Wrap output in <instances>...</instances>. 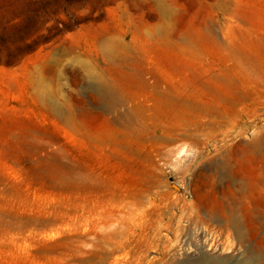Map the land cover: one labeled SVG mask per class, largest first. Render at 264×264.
<instances>
[{
    "label": "rangeland",
    "instance_id": "1",
    "mask_svg": "<svg viewBox=\"0 0 264 264\" xmlns=\"http://www.w3.org/2000/svg\"><path fill=\"white\" fill-rule=\"evenodd\" d=\"M257 36L264 0H0V264H74L81 247L100 264L254 254ZM221 70L236 96L209 79ZM97 77L115 110L96 104ZM209 212L247 214L253 238L243 248Z\"/></svg>",
    "mask_w": 264,
    "mask_h": 264
},
{
    "label": "bare ground",
    "instance_id": "2",
    "mask_svg": "<svg viewBox=\"0 0 264 264\" xmlns=\"http://www.w3.org/2000/svg\"><path fill=\"white\" fill-rule=\"evenodd\" d=\"M252 44L255 45L256 47L259 48V50L264 54V37L263 36H257L252 40ZM242 47V46H240ZM248 48H239L238 51L244 56V58H248L249 55L247 56L246 53H248ZM246 52V53H245ZM238 53V52H237ZM260 53V52H259ZM237 55V54H236ZM251 59V62L253 65H255L254 69L256 72L260 75H264V69L261 66H257L258 64L256 60L253 58L249 57ZM244 62H247L244 59ZM257 63V64H256ZM209 79L214 82V83H224L228 87H231V89L228 91L230 94L233 96H236L238 92L237 87L234 86L233 79L231 77V74L229 71H219L218 73H212L209 75ZM94 87H92V92L95 94V101L96 104L102 106L103 108L109 109L110 111L115 110L120 106V103L118 101H114V99L110 96L109 90L107 87L104 85L100 77H97L94 83ZM221 99H225V97H221ZM237 101H233L232 107H235ZM126 104H131L132 106V111L135 113V115L140 119V120H145L144 117V108L140 105H137L136 103H132L130 101H124ZM160 103L167 104L169 103L166 100L160 99ZM131 108V107H130ZM185 108V107H184ZM186 108H189V106H186ZM193 108L199 112L203 113H208L211 110V107L207 106H196L194 105ZM100 109V108H99ZM123 124L129 125L128 120L125 116H122ZM149 118V116H148ZM121 119H117V121L121 122ZM261 190V189H260ZM197 197V196H196ZM260 208L264 207V198H261L260 202L258 203ZM259 208V207H258ZM210 218L219 222V223H228L229 226L231 227L239 245L243 246V248L246 246V243H248L253 237H252V229H250L248 225V215L247 214H242L240 217H235L232 215H229L227 218H221L217 214L213 212H209ZM250 221V219H249ZM227 227V226H226ZM254 230V229H253ZM173 231V230H172ZM108 235V234H107ZM103 237V236H102ZM107 237V236H105ZM132 237V236H131ZM103 244L102 242H100ZM105 244V243H104ZM188 245V244H187ZM105 247V246H104ZM103 247V248H104ZM101 248V247H100ZM106 251V250H105ZM252 252L254 254L248 253L246 258L240 260L236 264H264V232H262L253 242L252 245ZM103 253V252H102ZM130 253V252H129ZM172 254H170L167 258V260L171 261L170 264H225L227 260L223 258H217V257H210L207 256L206 254L201 255L197 260L193 261H187L183 263H174L172 260L175 258V252L174 249L171 251ZM201 253H203L201 251ZM107 254V252H106ZM105 254V255H106ZM102 255V254H101ZM109 256V255H108ZM97 256H93L91 252H86L84 250V247L79 248V254L77 257V260L74 264H100L95 262V258ZM103 257V256H102ZM111 258V257H109ZM102 259V258H101ZM104 260V259H103ZM126 261V260H124ZM107 262V261H106ZM105 262V263H106ZM167 263V262H166ZM109 264H124V262L121 260L113 259Z\"/></svg>",
    "mask_w": 264,
    "mask_h": 264
}]
</instances>
